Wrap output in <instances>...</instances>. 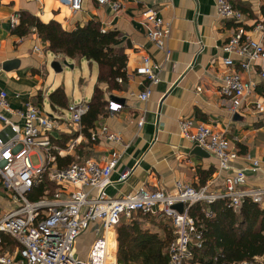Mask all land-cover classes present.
I'll return each instance as SVG.
<instances>
[{"label": "crops", "instance_id": "0c3cea01", "mask_svg": "<svg viewBox=\"0 0 264 264\" xmlns=\"http://www.w3.org/2000/svg\"><path fill=\"white\" fill-rule=\"evenodd\" d=\"M70 2L0 0V42L3 45L0 88L7 90L11 109H24L26 103H33L45 111L41 103L47 66L50 57L58 59L35 30L24 38L13 34L20 24L19 14L26 12L43 23L55 21L70 31L96 21L101 23L105 32L120 33L118 47L123 48L128 57V80L121 90L113 91H109L106 84H98L99 67L86 60L90 70L92 63L97 69L91 99L99 86L108 102L107 114L99 118L95 126L105 123L111 132L121 137V141L92 143L90 135L84 133L83 124L81 127L64 124L62 129L68 135H60L59 130L54 135L60 139L58 143L62 148L68 142V158L74 162L93 159L105 165L112 154L118 153L121 157L111 176L113 183L107 189L113 199L128 196L142 187L172 193L178 183L195 189L209 186V193H221L225 190L226 178L243 169L247 175L246 188L264 189V114L250 106L232 115L228 100L220 92L226 70L223 59L229 56L223 48L238 28L243 27L250 32L258 22L264 24V0H231L234 8L242 13V22L220 18L214 0H139L138 3L124 4L119 11H114L109 5H100L96 0H82V9L77 13L70 8ZM146 8L157 10L170 27L167 41L169 59L165 51L159 50L147 38L149 26L142 17ZM147 56L163 68L160 82L151 87L150 99L143 102L138 96L149 83L137 70ZM63 58L68 63H75L74 69L85 60ZM234 60L236 69L245 78L256 82L264 101L260 88L264 81L258 74L264 63L254 65L252 73H244L240 68L241 59L234 56ZM79 82L81 87H85L84 80ZM58 88H63L67 97L65 86L55 89ZM83 101L86 102L85 99ZM110 102L120 104L122 109L109 112ZM52 109L50 116L61 108L52 106ZM142 118L144 125L140 127L138 124ZM188 119L224 134L239 155L231 163V169L220 170L214 155L182 136L179 122ZM0 128L3 129L2 123ZM78 137L82 143L70 150L69 145ZM252 161L259 162V171L250 170ZM126 170H132L133 174L125 183H120V174ZM13 205L10 192L0 180V218L15 208ZM261 207H264V202ZM3 237L1 250L21 260L16 241L7 235Z\"/></svg>", "mask_w": 264, "mask_h": 264}, {"label": "built area", "instance_id": "2783aa9c", "mask_svg": "<svg viewBox=\"0 0 264 264\" xmlns=\"http://www.w3.org/2000/svg\"><path fill=\"white\" fill-rule=\"evenodd\" d=\"M96 1L100 5H109L114 11L121 10L126 3L139 2ZM214 1L220 18L243 21L242 13L234 8L231 0ZM70 8L74 13L79 12L82 0H71ZM142 17L149 26L147 38L159 50L165 51L169 59L170 27L153 8L143 10ZM2 48L0 42V52ZM223 51L229 56L223 59L226 70L220 92L230 104V113L236 115L242 109L254 106L258 113L264 114V101L256 82L245 78L236 69L234 60V56L241 59L240 68L244 73H252L254 65L264 63V24L258 22L250 32L238 28ZM162 68L149 56L143 59L137 73L149 85L139 94V100L146 102L150 99L151 87L160 82ZM258 74L264 81V67ZM8 97L7 90L0 88V123L3 124L0 131V180L18 207L0 218V264H118L116 254L114 260L109 249L107 232L116 231L125 219L130 220L139 212L145 215L162 213L170 220L175 237L168 248L169 264H192L194 249H201L204 245V235L190 214L192 206L227 200L231 208L239 209L248 199L256 204L264 202V189L245 187L246 169L226 178L225 190L221 193H209V186L195 189L178 183L172 193L142 187L128 196L113 199L107 189L113 183L111 176L121 157L118 153L112 154L105 165L93 159L76 161L64 167L58 165L59 160L68 157V142L62 148L54 133L59 130L60 135H68L62 129V125L68 123L81 127L82 118L89 110L85 101L69 105L67 113L57 110L50 116L33 103H26L24 109L13 110ZM121 109L120 104L109 103V112ZM138 125H144L143 118ZM179 128L185 139L218 159L220 170L231 169V163L238 159L237 151L231 148L223 133L191 119L181 120ZM89 140L92 143L101 140L119 143L121 137L100 122L91 130ZM81 143L82 139L78 137L71 142L69 149L73 150ZM35 154L39 158L36 166L32 162ZM259 169V162L252 161L250 170L256 172ZM132 174V170H126L118 181L125 183ZM177 204L184 205L183 212L175 208ZM85 234L93 235L94 241L86 258L80 260L75 256V246ZM4 235L16 241L21 260L1 250Z\"/></svg>", "mask_w": 264, "mask_h": 264}, {"label": "trees", "instance_id": "16d2710c", "mask_svg": "<svg viewBox=\"0 0 264 264\" xmlns=\"http://www.w3.org/2000/svg\"><path fill=\"white\" fill-rule=\"evenodd\" d=\"M19 16L20 24L13 30L14 35L24 38L35 30L40 39L49 44V50L55 55L70 60L85 59L95 62L99 67L98 84H106L109 91L121 90L127 82L128 57L125 50L118 47L119 32H104L101 23L96 21H90L70 31L55 21L43 23L26 12ZM118 80L122 82L119 83ZM260 88L264 95V86ZM50 100L53 108L57 106L63 109L69 106L63 88L52 93ZM107 106L105 92L97 86L89 103V110L82 118L86 136L95 128L98 119L107 114ZM72 163L73 159L68 157L59 161L60 167ZM190 214L204 235L203 248L194 249L190 263L264 264V207L261 204L248 199L239 209H234L227 200H219L211 205L196 204L191 207ZM136 216L166 218L162 213L145 215L139 212L134 215ZM138 222L139 220L118 226L117 263L169 264L168 248L175 237L173 228L171 238L166 244L157 236L143 231ZM258 258L263 259L258 261Z\"/></svg>", "mask_w": 264, "mask_h": 264}, {"label": "rangeland", "instance_id": "374dc122", "mask_svg": "<svg viewBox=\"0 0 264 264\" xmlns=\"http://www.w3.org/2000/svg\"><path fill=\"white\" fill-rule=\"evenodd\" d=\"M56 59L54 56L50 57L49 64L47 66V76L44 82V90H43V102L41 103L44 108V112L47 114H52L53 109L50 103L49 96L56 91L55 88L63 85L66 88L67 93V101L69 104L72 102L81 103L83 99L86 100L87 104L90 103V99L93 93V87L95 86V76H96V65L92 63V69L90 70L89 64L86 60L82 61L81 64H77L75 69H71L68 66L64 65V58L61 56H57ZM55 59L62 64L63 72L56 73L51 64ZM68 61V60H66ZM71 61V60H70ZM70 65H75V63H69ZM84 80L86 85L85 87L80 86V80ZM55 89V90H54ZM67 108L60 109V111L67 113ZM2 129L0 128V131ZM38 154L39 151H36ZM35 154L32 157L33 165H39V158ZM12 207L17 208L18 205H13ZM139 220V226L143 231H147L152 235L157 236L158 239H161L163 242L167 244V242L171 238L172 234V226L171 222L168 218H164L161 216H148L139 218L138 216L133 217L132 219L128 220L125 219L122 224H128ZM118 228V227H117ZM116 231H109L107 232V239L109 243V249L113 253V259L115 260L118 255L119 249V242H118V230ZM172 229V230H171ZM94 241V237L91 234L83 235L77 242L75 246V256L77 259L84 260L88 254L90 249V245ZM134 264V263H131Z\"/></svg>", "mask_w": 264, "mask_h": 264}, {"label": "water", "instance_id": "95a60500", "mask_svg": "<svg viewBox=\"0 0 264 264\" xmlns=\"http://www.w3.org/2000/svg\"><path fill=\"white\" fill-rule=\"evenodd\" d=\"M64 65L68 66L69 68L73 69L74 66L73 65H70L67 61L64 62ZM52 68L53 70L56 72V73H62L63 72V67H62V64L60 62H57L55 61L53 64H52ZM175 208L180 211V212H183L184 211V205L183 204H177L175 206Z\"/></svg>", "mask_w": 264, "mask_h": 264}, {"label": "bare ground", "instance_id": "6f19581e", "mask_svg": "<svg viewBox=\"0 0 264 264\" xmlns=\"http://www.w3.org/2000/svg\"><path fill=\"white\" fill-rule=\"evenodd\" d=\"M113 231H115V230H113Z\"/></svg>", "mask_w": 264, "mask_h": 264}]
</instances>
